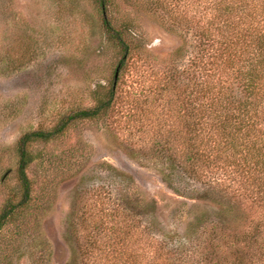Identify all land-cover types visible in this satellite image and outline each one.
Here are the masks:
<instances>
[{"label":"rangeland","instance_id":"obj_1","mask_svg":"<svg viewBox=\"0 0 264 264\" xmlns=\"http://www.w3.org/2000/svg\"><path fill=\"white\" fill-rule=\"evenodd\" d=\"M160 1L165 7L155 10ZM174 1L109 0L103 14L94 0H0V213L21 200V137L52 131L116 83L107 115L32 144L31 199L0 231V264H201L212 230L226 229L231 241L243 229H227L235 217L248 227L264 222V200L242 161L221 163L202 184L163 171L156 159L148 136L172 129L189 140L184 114L189 102L201 103L194 79L204 86L215 69L200 63L201 37L178 28L184 8ZM191 10V22L206 15L203 5ZM103 16L145 51L120 73L123 53ZM170 74L187 92L166 89ZM231 87L236 99L244 95L243 86ZM253 105L264 116V100ZM226 245L221 257L233 260Z\"/></svg>","mask_w":264,"mask_h":264},{"label":"trees","instance_id":"obj_2","mask_svg":"<svg viewBox=\"0 0 264 264\" xmlns=\"http://www.w3.org/2000/svg\"><path fill=\"white\" fill-rule=\"evenodd\" d=\"M94 1L105 14L109 8V0ZM160 2H152L155 10L165 7L164 3ZM174 2L176 3L172 6L176 10L184 8L176 17L180 25L178 28L183 26L182 31L186 35L197 34L196 36L201 37L200 63H206L215 69L212 70L214 74L207 75L208 82L204 84L205 87L194 79L191 94L194 90V94L199 95L201 103L198 105L195 100L189 102V109H186L189 114L186 112L184 114L190 118L186 124L187 132L189 129L191 131L189 140L183 144L185 135L172 129H164V132L160 129L156 134L154 132L148 136L152 141V148L158 155L156 159L162 162L160 166L163 171L181 174L202 184L210 178L209 175L214 176L221 171V163L231 165L235 161H242L245 178L253 181L256 194L264 200V116L260 111L252 114L255 106L253 103H261L264 100V0ZM202 5L206 15L200 16L201 18L196 15L191 22L189 17V12H193L191 8L198 11V6ZM197 11L194 13L198 14ZM103 28L108 39L116 43L123 53L117 65L118 73L129 66L130 61L134 59L133 55L145 52L140 41L129 39L127 27L117 28L111 19L103 16ZM180 51L182 48L176 53ZM215 73L220 74V80L213 82L214 79L210 77L215 76ZM167 77L168 91L172 86H178L184 89V93L187 92L188 86L184 85V81L177 80L176 75L172 74ZM233 83L243 86L244 95L238 99L233 96L231 87ZM99 95L93 107L65 117L52 131H32L21 137L16 151L19 157L18 175L22 196L18 203L8 201L0 213V231L16 214L17 209L31 199V183L27 169L34 160L30 150L32 144L56 139L77 120H97L107 115L116 100L114 80L110 81L108 90ZM185 122L186 120L183 124ZM239 227L240 229L243 227L241 234L232 235L231 241H228L224 234L226 229L217 227L218 232L212 230L210 240L207 241L210 254H204V251L203 258L198 263L264 264V222L248 227L243 218L235 217L227 229L238 231ZM228 242L235 248L229 251L233 260L226 258L225 255L221 257L230 248L226 245ZM192 245L196 246L193 243ZM197 248L201 251L204 246L201 243Z\"/></svg>","mask_w":264,"mask_h":264}]
</instances>
